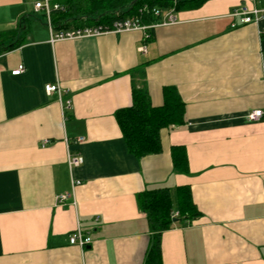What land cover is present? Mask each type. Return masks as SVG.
<instances>
[{
	"label": "crops",
	"instance_id": "crops-1",
	"mask_svg": "<svg viewBox=\"0 0 264 264\" xmlns=\"http://www.w3.org/2000/svg\"><path fill=\"white\" fill-rule=\"evenodd\" d=\"M34 1L0 0V35L28 18L22 43L0 54V264H143L151 231L136 195L177 186L190 188L200 215L161 233V264H264V16L229 15L264 0H207L149 38L56 41ZM55 82L60 97L44 91ZM133 82L153 106L164 86L185 103L184 123L160 131L159 153H129L115 121ZM256 109L262 117L248 120ZM172 146L185 149L186 173ZM76 152L83 161L69 170ZM62 193L75 204H58ZM77 227L90 244L69 243Z\"/></svg>",
	"mask_w": 264,
	"mask_h": 264
},
{
	"label": "trees",
	"instance_id": "trees-1",
	"mask_svg": "<svg viewBox=\"0 0 264 264\" xmlns=\"http://www.w3.org/2000/svg\"><path fill=\"white\" fill-rule=\"evenodd\" d=\"M207 0H62L60 9L50 12L54 31H65L85 25H110L115 19L138 17L143 23L159 20L151 11L174 8L179 11L201 6ZM58 4V3H57ZM28 18L19 19L15 31L0 35V54L19 46V31L27 29ZM150 33V31H149ZM17 36L9 39V36ZM151 34H149V37ZM185 103L173 86L162 88V103L153 106L147 92L133 82L131 104L114 111V118L129 153L136 157L161 151L160 131L185 121ZM172 164L177 172H187V158L182 146L171 147ZM144 190L136 195L139 209L146 214L151 236L143 264H161V233L175 224H183L200 215L188 186ZM174 197V198H173Z\"/></svg>",
	"mask_w": 264,
	"mask_h": 264
},
{
	"label": "built area",
	"instance_id": "built-area-1",
	"mask_svg": "<svg viewBox=\"0 0 264 264\" xmlns=\"http://www.w3.org/2000/svg\"><path fill=\"white\" fill-rule=\"evenodd\" d=\"M62 8L57 3H51L49 0H35L33 3V9L36 11H41L45 18L46 24L50 30V41L62 40V39H72L76 37L83 36H96L105 32H123L129 30H142L144 34V38H149V30L153 29L155 26L159 24H172L177 21V14L174 8H169L166 10H159L157 8H153L151 11L155 16L159 17L158 21L143 23L138 17H127L123 19H115L112 21L110 25H85L77 28H73L65 31H54L50 22V12L52 10ZM230 16L239 17L241 23H258L259 20L264 16V8H248L246 6H240L238 8L233 9L230 13ZM261 37H264V28L258 31ZM144 48L141 46L140 50ZM24 70L22 64H19L11 70L12 75H18ZM44 91L47 94H51L56 92L58 96H61V87L60 85L55 83H48L44 85ZM65 105L68 107L70 105V100H66ZM263 115V111L260 109L252 110L246 114V117L250 121L259 120ZM77 141H82L83 138L79 137L76 139ZM83 159L79 153L68 154L66 158L67 166L69 170L74 167L79 166L82 163ZM73 184H79L78 180L73 181ZM71 197L70 204L74 205L75 200L72 196V193H62L56 197V202L58 204H64L66 200ZM70 244H76L80 247H83L86 244H90L92 242V238L89 235L83 234L82 231L77 227L68 237Z\"/></svg>",
	"mask_w": 264,
	"mask_h": 264
},
{
	"label": "rangeland",
	"instance_id": "rangeland-1",
	"mask_svg": "<svg viewBox=\"0 0 264 264\" xmlns=\"http://www.w3.org/2000/svg\"><path fill=\"white\" fill-rule=\"evenodd\" d=\"M242 6V5H241Z\"/></svg>",
	"mask_w": 264,
	"mask_h": 264
}]
</instances>
